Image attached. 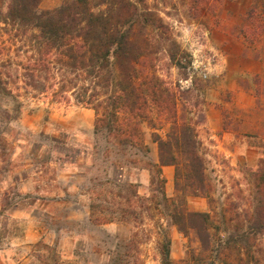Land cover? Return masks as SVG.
Returning a JSON list of instances; mask_svg holds the SVG:
<instances>
[{
    "label": "rangeland",
    "instance_id": "obj_1",
    "mask_svg": "<svg viewBox=\"0 0 264 264\" xmlns=\"http://www.w3.org/2000/svg\"><path fill=\"white\" fill-rule=\"evenodd\" d=\"M13 1L0 0V73L10 90L0 93V264H44L50 247L83 264H110L117 253L161 264L168 240L173 264L191 252L203 264H264V234L254 237L251 227L255 173L264 168V55L248 53L237 33L253 0L199 13L189 0L138 4L148 20L134 21L139 56L131 65L137 83L159 88L139 109L140 145H117L110 133L111 99L129 89L132 69L113 66L108 84L55 62L41 84L27 83L18 65L30 53L27 38L3 22ZM64 1L40 0L38 9ZM91 8L109 5L91 0ZM84 90L92 102L78 101ZM103 115L110 124L99 127ZM156 138L173 143L166 154L176 164L161 165ZM191 149L207 195L190 192L184 155ZM113 158L120 162L111 165ZM107 179L117 183L101 185ZM176 210L211 215L210 250L179 231ZM93 211L103 223L91 222Z\"/></svg>",
    "mask_w": 264,
    "mask_h": 264
},
{
    "label": "trees",
    "instance_id": "obj_2",
    "mask_svg": "<svg viewBox=\"0 0 264 264\" xmlns=\"http://www.w3.org/2000/svg\"><path fill=\"white\" fill-rule=\"evenodd\" d=\"M144 0H100L101 3L109 5L107 10L95 12L91 8V0H65L64 3L53 10L40 11L38 4L40 0H14L9 6L3 22L8 24L16 32L15 37L21 35L27 38L30 53L24 59L19 60L18 65L23 70V77L27 83L35 87L41 84L44 74L52 73L55 62L64 66H70L77 70L79 76H93L103 79L110 84L112 67L115 66L122 72L126 65L132 69L133 73L128 74L130 82L129 89L118 88V92L112 97V124L106 121V115L98 117L97 126L101 124L109 125L114 142L117 145L134 141L140 145V140L135 136L138 129L137 118H143L139 109H142L149 98H154L158 94L157 84L150 82H138L134 75L132 62L138 59L132 35L134 33V21L140 15L148 16L141 12L138 4ZM228 0H189L192 9L199 13L201 10L220 9V6ZM144 13V14H142ZM148 20V17H146ZM247 25H239L237 33H240L246 44V51L253 52L255 57L264 55V47L259 44L264 39V0H253L246 11ZM27 35V36H25ZM260 58V57H259ZM51 75V74H50ZM53 75V74H52ZM87 79V78H85ZM6 82L0 73V93L9 92ZM28 84V85H29ZM147 88L139 91L142 86ZM84 95V96H83ZM94 97V96H93ZM133 99V102L131 99ZM92 97H87L86 90L82 96L78 97L80 102H92ZM110 99V98H109ZM159 103L164 106L166 101L159 98ZM105 116V117H104ZM101 122V123H100ZM134 138V139H132ZM138 139V141H137ZM159 142L160 163L176 164L173 153L166 154L172 149L173 143L156 138ZM193 144V137L188 139V144ZM179 144L176 143V147ZM165 152V153H164ZM185 165L189 169L187 177L190 192L194 195H207L204 182L203 170L199 155L191 149L185 155ZM118 158L110 160V164L119 163ZM197 163L198 166H194ZM161 167H158L156 175L161 177ZM257 182L256 205L253 212L252 229L254 237L264 234V168L255 173ZM163 178L159 179L162 184ZM117 183L115 180L107 179L101 185ZM93 209L97 206L93 204ZM172 219L179 231L183 233L193 232L198 240L202 251L210 250L212 227L211 215L206 212H173ZM92 223H103L104 219L93 211L90 216ZM169 240L161 244V264H173L170 258ZM118 246V244H116ZM116 251V250H115ZM115 252L112 253V256ZM78 257V254H74ZM127 254L121 258L120 254H115V258L110 264H142L138 256L130 260ZM112 258V257H111ZM121 258V260H120ZM44 264H83L77 259H62L55 247H50ZM184 264H203L195 253H187Z\"/></svg>",
    "mask_w": 264,
    "mask_h": 264
},
{
    "label": "built area",
    "instance_id": "obj_3",
    "mask_svg": "<svg viewBox=\"0 0 264 264\" xmlns=\"http://www.w3.org/2000/svg\"><path fill=\"white\" fill-rule=\"evenodd\" d=\"M193 65H194V63H193Z\"/></svg>",
    "mask_w": 264,
    "mask_h": 264
}]
</instances>
